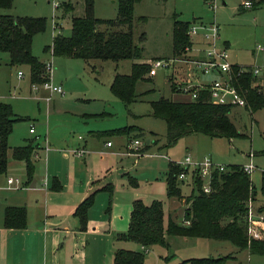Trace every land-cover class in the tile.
I'll return each instance as SVG.
<instances>
[{
  "label": "trees",
  "instance_id": "trees-1",
  "mask_svg": "<svg viewBox=\"0 0 264 264\" xmlns=\"http://www.w3.org/2000/svg\"><path fill=\"white\" fill-rule=\"evenodd\" d=\"M64 5L63 13L73 10L70 0H60ZM138 0H118L115 17L103 18L94 14L95 0H83L84 12L71 15L70 32H58L53 36L51 51L54 55L74 56L89 61L93 58L120 59L142 57L141 42L145 32L140 31L134 40V26L140 24L143 15H134V5ZM14 0H0L1 8H10ZM260 2L256 1L255 5ZM254 5V6H255ZM193 20H183L174 15L172 22V54L176 57L186 54V46L192 44L188 27ZM44 16L13 15L0 12V50L6 51L11 64L26 63L29 66L30 81L40 82L48 78L45 61L32 52V38L35 32L45 28ZM152 64L146 61H133L128 73L116 71L110 88L125 104L136 96L138 80H151ZM170 75L171 87L178 89ZM236 83L246 98L245 107L255 111L264 107V93L258 76L251 71L237 76ZM151 113L166 122L165 145L176 141L191 132L209 136L234 137L241 132L231 117L232 105L216 104L209 100L208 93L201 90L196 99L176 100L160 96L150 101ZM22 117L16 115L9 103L0 101V174L4 173L8 163V135L13 124ZM136 129L134 125H124L110 131L129 133ZM140 132H137L140 135ZM142 134V133H141ZM137 136V135H136ZM12 156L26 161V175L30 179L34 165L32 155L35 146L31 142L12 148ZM224 169L215 170L211 180V190L204 192L201 181L196 180L190 194L186 197L188 205L184 208L180 220L168 218L165 221L163 202L153 199L145 203L134 199L126 231L118 234L121 239L133 240L141 249L118 247L113 253V264H143L146 247L153 244L168 245V235L189 237H208L228 240L233 250L216 255L192 256L171 264H226L236 258V253L245 249L249 253H264V238L250 237L247 231L248 200L256 199V187L249 172L242 164L228 163ZM181 166L169 162L166 174L168 196L179 197L181 189L177 173ZM261 190L264 192V170L261 173ZM95 191L88 194L75 208L74 213L85 227L87 210L92 204ZM253 206V204H252ZM264 214V203L254 208ZM184 219H189L185 223ZM26 211L23 206L8 205L5 208L4 224L9 227L23 226Z\"/></svg>",
  "mask_w": 264,
  "mask_h": 264
},
{
  "label": "crops",
  "instance_id": "crops-1",
  "mask_svg": "<svg viewBox=\"0 0 264 264\" xmlns=\"http://www.w3.org/2000/svg\"><path fill=\"white\" fill-rule=\"evenodd\" d=\"M70 1L73 3V0ZM74 8L73 3V10ZM192 19L203 21L200 17ZM221 43L228 45L227 40ZM192 46L195 48L188 51L186 56H193L196 50L199 51L196 47L203 46L199 36L193 37ZM252 53V64L261 66L258 80L264 93V61L257 62L264 60V47L257 45L252 49ZM139 61L148 62L147 59ZM173 71L171 68L170 75ZM152 89H144L143 95ZM171 94L176 100L189 99V94L178 89ZM151 100L153 99H142L149 103V108L144 112L132 110V102L128 105L123 102L128 119L124 123H115L108 120L112 114L109 107H93L88 105L84 98L76 97L62 108L64 126L61 121L57 125L46 122V127L38 132L35 128L30 131L29 127L31 141L10 142V134L8 135V163L6 171L0 174V184H5L7 175H13L22 180V186L0 188V264H113L116 248H142L140 244L136 248L128 246L129 239L117 237L119 233L126 231L132 202L137 198L145 203L153 199L162 200L166 220L170 217L180 220L183 217L184 208L188 205L186 197L190 194L192 185L188 180H180L181 195L168 196L166 174L169 162L183 158L187 152L195 158L203 155L186 147L180 157L182 154L178 155L173 149L175 143L165 145L163 140L154 142L152 136L146 138L147 132L153 135L156 131L146 129L130 119H136L143 113L154 116L151 113ZM262 109L264 107L248 111L243 106H233L231 117L241 118L243 113H249L250 118L255 120V114ZM51 114L52 111L46 114V121H51ZM128 124L142 131H110ZM137 132H140V135ZM195 133L198 132L188 133L179 139ZM78 134L83 137L80 138ZM132 137L142 139L143 153L127 152V145ZM107 141L111 143L107 144ZM28 142L35 146L34 154L37 152V156L32 155L34 170L30 179H27L26 175V161L14 158L11 151L13 147ZM77 146L86 148L82 156L72 152L71 148ZM184 185L190 189L188 192L183 190ZM92 191H95L94 199L87 210L86 225L81 227L80 219L74 210ZM253 203L257 207L264 203V200H258L256 197ZM8 205L25 208L26 222L23 226L9 227L4 224L5 208ZM262 225L264 226V223ZM167 239L166 248L170 245V239H180L178 245L181 246L188 243L190 237L168 235ZM154 245L156 244L146 247L145 250ZM192 256L203 255H187L177 261H169L168 264Z\"/></svg>",
  "mask_w": 264,
  "mask_h": 264
},
{
  "label": "rangeland",
  "instance_id": "rangeland-1",
  "mask_svg": "<svg viewBox=\"0 0 264 264\" xmlns=\"http://www.w3.org/2000/svg\"><path fill=\"white\" fill-rule=\"evenodd\" d=\"M252 1L253 4L249 7L242 6L244 0H141L139 3L136 2L134 15H143L144 18L133 28L135 41L140 31L145 32V38L141 42L142 58H125L118 61L100 58L86 61L79 57L51 53L53 36L58 31L64 34L69 33L71 15L83 14V0H73L74 10L65 15L61 1L59 7H54L53 0H14L11 8L0 7V12H9L13 15L45 17V28L33 35L32 52L39 59L51 63L49 83L60 84L64 91L63 93L51 92L43 86L34 89L30 81L28 64H11L8 53L0 50V101L9 103L12 111L22 117L15 121L9 133V141H31L28 128L33 127L38 132L46 127V122L57 125L61 121L64 126L62 108L76 97L84 98V101L93 107L102 105L109 107L112 114L108 120L115 123L126 122L128 115L123 101L113 93L110 84L115 71L127 73L130 71L132 60L147 59L151 62L153 59H163L167 64L153 66L150 81L138 80L137 96L132 101V110L144 112L149 108L148 101H142V99L171 97V93L177 90L171 87L169 79L171 68L174 69L172 72L174 82L183 81L187 72L186 61L175 60L172 65L170 64L173 58L171 30L174 15L183 20L200 17L205 23L215 21L219 32L218 45H223L221 42L224 40L228 41L226 46L228 60L231 63L252 64L254 62L252 49L257 45L264 47V0ZM256 1L260 3L255 5ZM117 10L118 0H95V15L111 18L116 16ZM53 21L58 22L60 27L54 26ZM176 57L184 58L186 54ZM263 61L257 60L259 63ZM18 70L23 72L22 76L18 75ZM148 87L153 89L143 95L144 89ZM47 96H50V101H47ZM49 111H52L50 122L46 121V114ZM232 118L235 117L232 116ZM130 120L146 129L156 131L153 135L147 132L146 138L152 136L154 142L166 140V122L162 118L143 113L136 119ZM233 120L241 133L230 139L198 132L177 140L173 149L178 155L182 154L180 156L182 157L187 147L223 164L246 163L249 161L247 153L252 152L255 167L250 175L256 187L257 199L264 200V192L261 190V173L264 170V109L255 114V120L250 118L249 113H243L241 118ZM79 135L83 137L82 134ZM183 190L188 192L190 189L184 185ZM259 238H264V233ZM179 240L170 239L168 248L161 244L151 246L145 251L143 264H168L169 261L174 262L187 255H216L220 252L226 253L233 248L231 242L222 239L190 237L189 242L181 246L178 245ZM127 242L128 246L139 247V243L133 240ZM232 263L264 264V253H249L243 249L236 253Z\"/></svg>",
  "mask_w": 264,
  "mask_h": 264
},
{
  "label": "built area",
  "instance_id": "built-area-1",
  "mask_svg": "<svg viewBox=\"0 0 264 264\" xmlns=\"http://www.w3.org/2000/svg\"><path fill=\"white\" fill-rule=\"evenodd\" d=\"M252 0H244L243 7L252 6ZM53 6L59 7L60 0H53ZM55 18V17H54ZM54 26L60 24L53 21ZM60 32V31H58ZM57 32V33H58ZM188 33L193 39L194 36H199L203 42L202 47H196L197 52L193 56H186L184 58L173 57L171 65L175 60H183L187 62L186 78L183 81H175L176 88L180 92L189 94V99H196L201 90L208 93V98L211 102L216 104H229L232 106H245L246 98L240 86L236 83L237 76L241 73L251 71L254 75H259L261 66L257 64H237L231 63L228 60L227 49L225 45H218L219 32L218 25L215 21L205 23L203 21H193L188 27ZM260 47V46H259ZM192 44L186 46V54L188 51L193 50ZM52 53V51H51ZM46 69L48 71V78L40 82L33 81L31 85L34 89L40 86L48 88L51 92L63 93V88L60 84L49 83L51 63L46 61ZM152 66L167 65L163 59H153ZM18 75L22 76L23 72L18 70ZM47 100L50 96L46 97ZM30 131L34 128L30 127ZM81 138L82 136L79 135ZM110 144L111 141H107ZM47 145V144H46ZM128 153L141 154L143 153L142 147L144 146L142 139L139 137H132L128 142ZM72 152L77 156H82L86 152L83 146L72 148ZM37 156V152L35 154ZM249 161L242 164V167L247 172L251 173L255 165L252 161V152H248ZM176 164L181 166V170L177 173V178L180 180H188L192 188L196 180L201 181V189L204 192L211 190V180L215 170L224 169L226 164L216 162L209 156L195 158L190 152H187L182 159L175 161ZM5 184H0V188H18L22 186V180L13 175H7ZM185 223H189V219H184ZM264 214L257 213L252 206V201L248 200L247 209V231L250 237L259 238L264 233ZM226 264H233L227 262Z\"/></svg>",
  "mask_w": 264,
  "mask_h": 264
}]
</instances>
